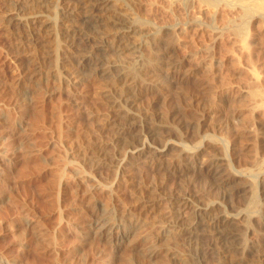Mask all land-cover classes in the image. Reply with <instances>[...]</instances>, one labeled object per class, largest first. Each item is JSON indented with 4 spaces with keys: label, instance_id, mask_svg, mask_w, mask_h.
I'll use <instances>...</instances> for the list:
<instances>
[{
    "label": "rangeland",
    "instance_id": "1",
    "mask_svg": "<svg viewBox=\"0 0 264 264\" xmlns=\"http://www.w3.org/2000/svg\"><path fill=\"white\" fill-rule=\"evenodd\" d=\"M19 1L0 0V262L187 263L191 257L188 245L182 244L184 236L167 228L169 196L183 193L212 203L216 194L208 192L207 177L179 178L181 172L144 162L141 176L128 175L125 165L140 160L138 153L127 151L131 142L110 127L115 85L88 75L87 69L80 71L82 79L76 77V66L69 61L73 52L58 29L52 3L44 12L52 26L48 32L37 34L32 21L13 24L6 11ZM248 2L252 9L247 12L221 6L211 15H189L190 0L155 11L129 7L134 22L153 30L141 37L152 52L142 51L135 59L139 75L147 77L155 65L160 68L153 73L169 77L167 69L174 65V74L183 83L175 100L162 96L167 103H160L164 109L181 108L186 121H201L182 149L196 148L202 159L218 154L225 157L229 170L245 171L241 182L251 192L235 199L247 215L244 224L262 212L259 194L264 184V0ZM183 22L189 26L178 34L175 28ZM163 51L164 68L158 66ZM122 56L116 57L123 60ZM253 90L258 93L253 95ZM158 97V93L143 97L135 108L140 112ZM160 103L157 106L162 108ZM201 109H207V119H200ZM206 138L219 142L206 144ZM172 147L166 158L176 162L181 149ZM123 158L125 163L117 166ZM155 195L160 198L157 207L146 211L141 200ZM106 213L138 228L144 236L141 247L156 244V256L147 260L141 248L132 249L134 236L115 242L98 238L95 221ZM165 233L168 236L163 237ZM120 241L125 247L117 249ZM207 242L204 237L202 243ZM174 251L182 258L180 263ZM207 259L206 264H216L212 257Z\"/></svg>",
    "mask_w": 264,
    "mask_h": 264
},
{
    "label": "bare ground",
    "instance_id": "2",
    "mask_svg": "<svg viewBox=\"0 0 264 264\" xmlns=\"http://www.w3.org/2000/svg\"><path fill=\"white\" fill-rule=\"evenodd\" d=\"M128 1L129 4L121 1L122 6L117 0H20L15 8L14 5L13 7L10 6L11 8L6 12L8 13L7 18L12 20L13 24L14 22L25 24L24 20L32 21L36 25L35 27L31 26L39 34V30L48 32L49 27H52L49 26V21L45 19L44 14L48 11L46 8L52 3L51 6L57 8L58 29L61 31L64 42L73 52V57L69 61L73 66H76L73 69L76 77L79 80L82 79V72L80 71L87 69L88 75L110 81L115 85L114 93L117 96H114L115 98L112 100L111 107L115 110L109 118V123L112 124L110 127L119 133L120 136L118 137L128 139L131 142L128 144L127 151L138 153L137 157L140 160H131L125 165L128 175L135 177L140 175V167L144 162L155 164L158 169L181 172V174L178 173L180 174L179 178L185 174L196 178L201 175L207 177L205 179L208 182V192L216 194V199L212 203H202L199 199L193 200L190 195L183 193L169 196L172 201L169 214H166L169 217L167 228L171 229L170 232L175 231L177 235L179 233L184 236L182 244H187L189 247L188 255L191 260L187 263L185 261L183 264H206L208 256L212 257L216 264H264V184H261L259 194L263 210L260 214L253 215L248 224H244L247 215L239 208V205H236L235 199L248 197L247 194L251 192L246 186L248 184L241 182L245 171L229 170L225 157L218 154H212L207 159H202L198 155V151H195L196 148L193 147V152L192 150L187 151L188 148L182 149L184 146L182 143L192 140L196 135L201 121L192 123L186 121L183 119L181 108L175 109L174 106L173 108L170 106L164 109L160 103H167L164 102L162 96L166 97V100L167 97L174 99L173 96L179 93V85L183 83L180 75L174 74V65L169 66L172 70L167 69L166 75L169 77H161L153 73L160 68L153 67L155 65L151 67L152 73H148L147 77L144 74L141 76L138 70L140 66H134L135 59L140 57L142 51L147 55L151 54L150 46L141 37L144 33H152L153 30L147 25L134 22L131 19L129 7L144 10L148 8L145 11H155L163 8L165 4L176 7L180 0ZM125 2L127 1L125 0ZM190 2L191 5L187 9L189 15H194L197 12L211 15L221 6L223 8L228 6L235 10L241 9L245 12L252 9L248 0H190ZM9 15L10 17H8ZM73 17L77 19H73ZM29 24L31 23L29 22ZM189 24H193V21H190ZM189 24L183 22L175 28V31L180 34L186 30ZM165 29L168 32L172 30L169 27ZM48 35L51 36L49 33ZM155 36L153 37L155 38ZM160 38L157 41H161ZM42 43L44 44L41 45H46L45 42L42 41ZM118 55H123V60L117 59L116 56ZM159 57L161 61H158V66H162L164 59H166V51H163L162 56ZM154 93L159 94L158 99L153 100L142 111L138 112L135 108L138 101ZM257 93V90L252 91L253 95ZM174 100L170 102H174ZM159 103L162 108L157 106ZM124 107L127 108L124 109ZM207 113V109L203 110L200 113V119H207ZM206 139V144H218L219 142L215 139ZM194 144L196 143L193 142ZM172 145H179L181 149L178 151L180 154L174 156L175 158L181 157L176 162V159L172 161L169 157L171 161H168L166 158V154L172 153ZM186 154L189 155L186 156ZM235 154L232 152L233 156ZM182 158L189 160L180 162ZM124 159H120L116 165L122 166L125 163ZM261 180L263 183L264 178ZM155 192L156 194L159 193V191ZM158 196L141 200L146 211H153V208L157 207V201L160 199ZM107 213L99 216L98 219L96 218V221L94 219L97 224L95 235L98 238L115 242L114 240L118 238L124 239L134 236L136 239L132 243V249L140 250L141 248L140 252L147 260L156 256L159 250L156 244L142 245L141 247L144 236L139 233L138 228L128 227L126 223L107 215ZM169 230L168 234L170 233ZM244 232H246L245 235H243ZM168 234L165 233L162 236L166 237ZM204 237L208 238L206 244L202 243ZM120 243L121 241L117 243L119 245L117 249L125 247L124 243ZM172 254L177 259L176 262L180 263L182 258H178L175 251ZM0 264L2 263L0 262Z\"/></svg>",
    "mask_w": 264,
    "mask_h": 264
}]
</instances>
